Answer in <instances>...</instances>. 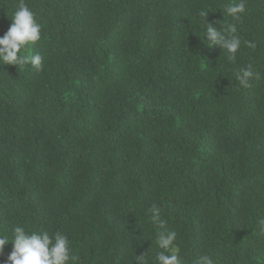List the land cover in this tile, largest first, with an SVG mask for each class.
I'll return each instance as SVG.
<instances>
[{
    "label": "trees",
    "instance_id": "1",
    "mask_svg": "<svg viewBox=\"0 0 264 264\" xmlns=\"http://www.w3.org/2000/svg\"><path fill=\"white\" fill-rule=\"evenodd\" d=\"M0 264H264V0H0Z\"/></svg>",
    "mask_w": 264,
    "mask_h": 264
},
{
    "label": "clouds",
    "instance_id": "2",
    "mask_svg": "<svg viewBox=\"0 0 264 264\" xmlns=\"http://www.w3.org/2000/svg\"><path fill=\"white\" fill-rule=\"evenodd\" d=\"M10 157H14V154H9Z\"/></svg>",
    "mask_w": 264,
    "mask_h": 264
}]
</instances>
